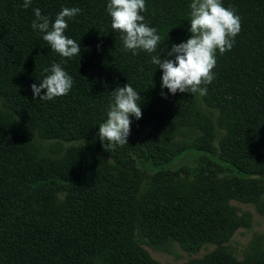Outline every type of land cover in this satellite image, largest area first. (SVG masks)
Wrapping results in <instances>:
<instances>
[{"label": "trees", "instance_id": "trees-1", "mask_svg": "<svg viewBox=\"0 0 264 264\" xmlns=\"http://www.w3.org/2000/svg\"><path fill=\"white\" fill-rule=\"evenodd\" d=\"M23 2L0 0V264H134L122 254L132 232L116 242L121 227H127L122 234L129 227H212L214 219L194 217L193 207L144 203L139 196L148 188L134 187L140 191L131 201L118 196L97 133L111 91L127 83L141 96L142 117H130L124 146L156 173L192 148L169 149L176 128L196 123L208 134L199 99L219 110L229 143L221 142L214 164L244 181L264 182V0H222L240 17L241 31L230 51L217 52L215 79L203 97L173 95L166 88L162 96V70L151 63L153 55L169 58L163 51L190 37L191 0H145L144 22L157 29L161 41L156 52L136 55L124 50L121 34L111 28L109 0H32L28 9ZM64 7L81 9L67 20L65 35L81 50L70 59L52 51L31 27L34 8L54 22ZM54 62L73 78V87L52 101L33 100L31 85L39 86ZM42 143L68 147L61 158L49 160L40 155ZM252 259L235 264H264L260 254Z\"/></svg>", "mask_w": 264, "mask_h": 264}, {"label": "rangeland", "instance_id": "rangeland-1", "mask_svg": "<svg viewBox=\"0 0 264 264\" xmlns=\"http://www.w3.org/2000/svg\"><path fill=\"white\" fill-rule=\"evenodd\" d=\"M198 108L203 125L208 122V134H203L196 123L176 128L170 136L172 146L169 145V149L173 152L192 148L175 157L170 164L161 165V172L156 173L139 154L124 145L108 150L100 145L98 149L99 153L109 155L108 170L115 173L111 180L121 198L131 201L132 195L140 191L136 192L134 187L140 186L148 188L143 191L144 196H139L144 203L177 204L185 211L194 208V217L214 219L209 229L161 225L153 230L129 227L131 229L122 234L127 227H121L116 233V242L119 235L127 237L132 232L131 240L124 243L122 254L134 264H209L216 260L235 264L253 261L257 254L264 258V182L244 181L224 165L214 164L212 155L220 156L221 142L229 145L223 138L224 123L218 109L208 107L199 99ZM66 147L67 144L58 148L42 143L40 155L49 160L59 159ZM199 147H208V151L199 152ZM227 219L232 222L233 230ZM254 251L257 253L252 255Z\"/></svg>", "mask_w": 264, "mask_h": 264}, {"label": "clouds", "instance_id": "clouds-1", "mask_svg": "<svg viewBox=\"0 0 264 264\" xmlns=\"http://www.w3.org/2000/svg\"><path fill=\"white\" fill-rule=\"evenodd\" d=\"M31 4L32 0H24L22 7L28 9ZM189 8L190 37L185 42L173 44L170 51L164 50L169 58L162 59L161 55L151 57V63L162 70V96L165 88L173 95L179 92L206 96L207 85L215 79L213 69L217 64V52L223 55L230 51L241 31L240 17L234 9L224 7L222 0H191ZM106 10L111 17V28L121 34L125 51L133 55L138 50L149 54L157 51L161 37L156 28L144 22L145 0H109ZM33 12L35 19L31 27L43 34V40L52 51L62 58L80 56V45L65 35L67 20L79 15L80 8H62L54 22L41 15L39 8H34ZM45 72L49 74L40 80L39 86L31 85L33 100L39 97L42 101H52L66 96L74 83L68 72L55 62ZM42 89L46 90L43 95ZM140 105L141 96L129 83L111 91L107 118L99 124L97 133L106 150L128 144L130 117L137 120L142 117Z\"/></svg>", "mask_w": 264, "mask_h": 264}]
</instances>
